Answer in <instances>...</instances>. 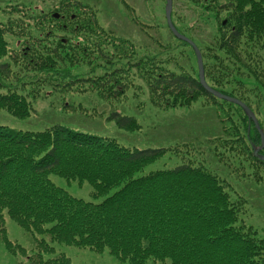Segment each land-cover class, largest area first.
<instances>
[{
  "label": "trees",
  "instance_id": "obj_1",
  "mask_svg": "<svg viewBox=\"0 0 264 264\" xmlns=\"http://www.w3.org/2000/svg\"><path fill=\"white\" fill-rule=\"evenodd\" d=\"M235 2L241 17L235 16L233 7L232 17H226L227 21L222 23L228 22L227 33L221 30L217 40L221 54L212 55L213 60L207 66L202 63L203 75L209 86L238 98L249 107L246 96H235L231 89L223 88L222 77L233 73L238 68L235 63L240 62L254 76L264 95V59L261 53L240 45V38L246 32V38L254 40V48L264 49V38L261 39L264 0ZM87 20L92 23L90 18ZM3 33L0 23V59L8 52ZM31 38L18 50L9 52L8 60L0 62V89H3L2 74L8 71L9 60L23 70L20 74L23 77L30 69L42 70L35 74L41 76H47L46 71L54 72V62L61 59L59 49L66 45L63 38L57 40L61 45L57 50L55 46L48 47L40 37ZM80 49L84 52V47ZM68 52L69 48L65 53ZM213 67L220 72L213 74ZM238 72L234 75H239L240 81L248 78ZM115 78L110 74L106 78L108 86L96 85V93L111 92V85L113 95L122 92V84H119L121 88L112 84L113 79H118ZM148 93L151 103L163 107L187 104L201 94L208 97V109L218 126L220 123L218 132L204 133L207 135L204 138L178 140L181 146L194 149L197 156L172 166L146 170L144 167L163 154L167 146L130 148L93 130L63 123L38 130L0 123V219L3 213L30 234L33 252L25 255V264H74L62 251L55 253L52 242L85 246L95 251L107 249L130 264H144L147 260L157 264H264L261 240L253 230L240 226L238 213L243 197L233 186L229 188L228 181H236L240 174L228 160H220L225 150H234L231 144L239 142L252 160L264 167V160L252 152L251 141L261 144L254 123L243 112V117L252 124L246 137L248 145L246 138L230 125V113L224 104L229 106L234 102L208 92L198 76L189 70L152 76ZM0 106L19 115L29 109L21 94L4 89L0 90ZM108 116L120 128L139 126L132 115L119 110H111ZM256 119L264 136V118ZM260 144L257 153L264 155V144ZM49 173L87 181L92 188V199L70 193L49 179ZM99 196L101 199H94ZM2 234L5 246L14 254L5 232ZM17 247L24 252L22 245Z\"/></svg>",
  "mask_w": 264,
  "mask_h": 264
},
{
  "label": "rangeland",
  "instance_id": "obj_2",
  "mask_svg": "<svg viewBox=\"0 0 264 264\" xmlns=\"http://www.w3.org/2000/svg\"><path fill=\"white\" fill-rule=\"evenodd\" d=\"M164 5L165 0H0V23L8 48L0 62L8 60L9 52L24 46L33 36L42 38L48 47L55 46L56 50L61 46L58 39L63 38L66 43L59 49L61 59L54 62V72L46 71L47 76L35 75L42 72L37 69H30L26 77L20 76L23 70L17 69V65L9 60L8 71L2 74V88L6 92L21 94L29 109L19 115L10 108L0 106V123L31 130L63 123L93 130L130 148L167 146L163 154L144 167L146 170L172 166L197 156L194 149L181 146L178 140L204 138L207 136L204 133L218 132L220 123L218 126L208 109L210 99L201 94L187 104L165 107L154 105L149 99L148 82L152 76L182 70L197 75L198 69L192 48L169 30ZM233 7L235 16L240 18L241 12L234 0H171L172 23L179 32L189 35L195 42L205 66L213 60L212 55L221 54L217 40L221 30L227 33L228 22L222 23L227 21L226 17H232ZM240 45L254 53H261V59H264V49L254 48V40L246 38V32L240 38ZM81 47H84V52ZM68 48L69 52L65 53ZM240 64L235 63L238 66L236 70L242 76L248 75V78L240 81L234 70L230 75H223V88L231 89L235 96H246L255 117L264 118L262 90L254 82V76ZM211 72L218 74L220 70L213 67ZM110 74L118 78L117 81L112 80L115 88L123 85L122 92L113 95L114 87L111 85V92L97 94L96 85L108 86L110 83L106 78ZM252 84L256 87L253 88ZM224 106L230 113V125L241 136L248 137L247 132L252 129L249 117H243L244 113L236 103ZM111 110L132 115L139 126L128 130L117 127L109 119ZM246 143L249 145L247 138ZM250 143L255 146L260 144ZM231 145L234 150H225L220 160H228V164L235 165V171L240 174L236 181H228L231 182L229 188L233 186L243 197L238 213L241 224H238L254 231V235L261 240V253L264 254V167L253 161L239 142ZM257 176L259 179H256ZM48 177L70 193L92 199V188L87 181L78 182L56 173H49ZM2 215L0 264H25V255L33 252L31 236L10 217ZM2 232H5V239L11 242L14 254L5 246ZM52 244L55 253L62 251L74 264H130L116 258L107 249L95 251L62 242ZM18 245L24 247V252L19 250ZM144 264L157 263L147 260Z\"/></svg>",
  "mask_w": 264,
  "mask_h": 264
},
{
  "label": "water",
  "instance_id": "obj_3",
  "mask_svg": "<svg viewBox=\"0 0 264 264\" xmlns=\"http://www.w3.org/2000/svg\"><path fill=\"white\" fill-rule=\"evenodd\" d=\"M170 10H171V0H165L164 12H165L166 24H167L168 28L170 29V31L173 33L174 36H176L177 38H180L182 40H185L191 46V48H192V50L194 52L195 58H196V63H197V68H198L197 69L198 70V79H199L200 83L203 85V87L208 92L212 93L213 95L238 104L242 108L243 112L254 123V126L258 130L259 135H260L261 145H263L264 144L263 133H262V130L259 128L257 119L254 116V113L252 112V110L244 102H242L238 98L230 96V95H227V94H224V93L212 88L211 86H209L206 83V81L204 80L202 60H201V55H200L199 49H198V47L195 45V43L190 38H188L184 34H182L179 31H177V29L174 27V25L172 24L171 18H170ZM257 149H258L257 146H253L252 145L253 154H255L256 156H258L259 158L264 160V155L257 153Z\"/></svg>",
  "mask_w": 264,
  "mask_h": 264
}]
</instances>
